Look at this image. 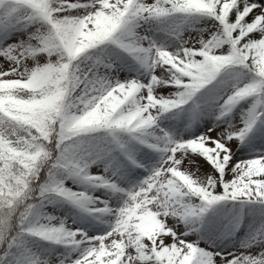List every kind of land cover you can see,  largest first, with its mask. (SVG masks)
Segmentation results:
<instances>
[{"label": "snow or ice", "instance_id": "snow-or-ice-1", "mask_svg": "<svg viewBox=\"0 0 264 264\" xmlns=\"http://www.w3.org/2000/svg\"><path fill=\"white\" fill-rule=\"evenodd\" d=\"M0 264H264V0H0Z\"/></svg>", "mask_w": 264, "mask_h": 264}]
</instances>
